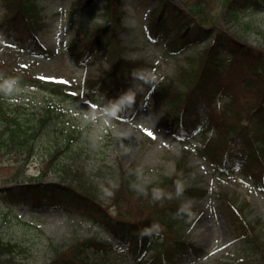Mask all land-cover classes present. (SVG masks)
<instances>
[{
  "label": "trees",
  "instance_id": "trees-1",
  "mask_svg": "<svg viewBox=\"0 0 264 264\" xmlns=\"http://www.w3.org/2000/svg\"><path fill=\"white\" fill-rule=\"evenodd\" d=\"M182 1L192 16L177 4L170 3L169 6L166 2H162L164 7L157 6L153 11L152 28L167 39L170 53L183 50L211 34L214 39L208 48L187 57V63L178 71L179 85L164 80L158 83L152 94L150 87L144 85L143 90L136 93V104L130 109L138 111L157 96L168 114L167 126L177 137L185 140L188 135L212 131V136L198 150L201 155L218 164L220 157L228 152L231 163L227 166L254 170L257 167L263 173L264 48L242 42L226 30H207L204 25L212 21L217 6L237 15L247 5L264 6V0ZM4 3L8 13L3 24L9 34L17 37L22 46L32 52L47 54L49 50L38 38V32L44 26L42 5L36 0H4ZM120 4L118 0L104 6L107 19L114 20L111 26L97 23L82 33L79 43L71 46L79 64H87L90 56L109 47L110 66L103 67L104 72L98 78L91 77L86 81L91 96L105 91L111 99L119 97L133 86V71L146 70L147 67L142 59L131 61L125 58L126 47L120 36L125 29L120 22ZM22 17L27 31L17 25ZM196 19L200 22L197 23ZM107 31L117 35L118 46L105 36ZM34 83L52 92L60 91L61 87L39 79H35ZM99 98L97 102L102 103ZM6 107H9L7 101L0 94V118L4 124L3 128L0 127V154H24L27 161L35 154V140L43 137V129L49 124L53 114L52 103H48L45 114L31 125L23 122L16 111ZM73 139L72 133L68 132L62 142L56 143L39 172V178L30 176L21 179L15 185L1 188L0 193L12 198L11 201L24 198L37 203L54 199L69 206L75 205L83 210L82 213L89 212L93 221L102 224L116 238L129 243L136 264H150L144 259L150 250H153L150 259L159 264H179L185 253L199 251L182 232V223L194 221L197 210L189 207L188 212L176 215L184 205L175 199L177 182L182 193L196 196L204 192L190 180L187 156L178 161L175 172L159 173L148 181L120 167L115 185H110L99 183L85 169L68 164L66 160L72 157L75 150ZM24 164L16 170V175L23 172ZM49 172L58 174L59 181H44ZM251 173L256 177L254 171ZM153 189L161 191V199H153ZM105 191L111 195H105ZM219 196L221 204L231 212L235 233L248 249L247 257L250 258L242 264H264V226L247 217L246 208L235 195L221 191ZM110 204L117 208L116 214L108 210ZM153 224L159 226L160 234L142 235V231ZM23 248V243L11 238L6 240L0 234V264H22L23 257L17 253L26 257ZM109 248L110 243L95 236L76 239L56 248L48 264H105L102 254Z\"/></svg>",
  "mask_w": 264,
  "mask_h": 264
},
{
  "label": "rangeland",
  "instance_id": "rangeland-1",
  "mask_svg": "<svg viewBox=\"0 0 264 264\" xmlns=\"http://www.w3.org/2000/svg\"><path fill=\"white\" fill-rule=\"evenodd\" d=\"M44 1L49 3L45 8L47 26L40 36L44 44L52 49L53 55L32 62V55L27 50H18L14 44L4 41L7 37L1 30L0 74L6 76L5 78L16 77L19 80L20 91L12 98H7L15 103L14 110L18 111L17 108L21 107L19 115L23 121L32 123L45 114L46 103L51 101L49 98L53 101L55 114L43 131V137L35 140V154L27 161L24 154L13 156L8 153L0 154V186L2 183H17L30 176L39 178V171L46 163L50 152L56 143L63 141L68 130L75 132L72 143L75 150L72 157L66 161L73 168L87 170L99 183L115 185L120 166L129 169L143 180H149L157 173L174 171L176 162L183 153V146L166 128L168 116L156 98L139 113L126 117L122 115L121 120L113 121L112 127L103 132L97 131L92 124L82 120L83 112L89 110V103L95 104L82 94L84 80L89 73L97 75L98 62L104 61L98 59L92 65L79 68L67 51V43L75 38L76 29H85L92 25L94 20L102 18L98 13L102 0H94L91 10L84 7L76 13L71 12L74 0ZM130 1L132 0H125V6L128 7L126 23L129 28L124 33V43L128 46L130 60L143 57L153 63L151 72L156 75L158 81L166 79L174 82L175 72L180 64H184L186 54L193 53L202 46L197 45L187 52L171 55L164 49L162 42L154 41L147 33L148 12L157 1L133 0L136 7L135 15L129 10ZM4 10L0 0V22ZM262 12L263 8L260 7L258 10L244 8L234 18H229L227 10L226 16L218 19L215 25L219 24L230 33L259 46L263 42L260 32L264 31ZM38 76L66 82V89L73 95L71 97L51 95L40 90L30 82ZM73 112H79L80 117L74 116ZM146 131H151L154 138L147 135ZM191 141L192 145H199L198 140ZM190 149H194V146ZM23 162H25L23 172L16 175V170ZM191 166L194 182L206 187L211 193L201 198L179 196L184 203L202 210L198 221L187 230V235L204 250L200 260L186 257L182 264H214L216 261L234 264L243 258L245 249L233 235L228 214L219 207V201L213 191L218 189L231 191L240 200L248 202L252 216L264 218V183L263 186L253 185L251 179L238 171L228 177L219 178L208 162L198 156L192 157ZM59 179V175L54 172H49L44 177V181L48 182ZM10 208L13 210L4 217L3 214ZM108 210L115 214L118 212L112 204ZM81 211L83 210L75 206L67 209L64 203L57 200H42L33 204L23 201L14 204L0 195V226L3 237L24 239L25 246L31 249L28 253L30 258L25 259V264H45L53 250L63 247L67 240L90 236L93 233L98 234L100 238L112 237L105 230H99L96 222L91 225L90 219ZM28 212L30 214H27ZM30 218H33L32 223L29 222ZM21 225H31V228L25 230L26 226L23 228ZM36 225L42 227L44 233L37 231ZM114 243L122 246L108 253V263L128 264L131 257L125 248L126 244L119 241ZM236 258L237 260L233 261Z\"/></svg>",
  "mask_w": 264,
  "mask_h": 264
},
{
  "label": "clouds",
  "instance_id": "clouds-1",
  "mask_svg": "<svg viewBox=\"0 0 264 264\" xmlns=\"http://www.w3.org/2000/svg\"><path fill=\"white\" fill-rule=\"evenodd\" d=\"M132 79L133 86L123 92L119 97L107 100L102 106L89 103V110L83 112L82 120L86 123L92 124L97 131L103 132L105 129L112 127L113 121L121 120L122 113L136 104V93L142 91L144 85L150 87L152 94L159 83L156 75L147 70H134L132 73ZM19 91V80L16 77L4 78L0 76V94L12 98L14 94ZM73 115L80 117L79 112H73ZM176 188L177 195H182L179 182H177ZM105 195H111V193L105 191ZM152 195L155 200H159L162 197V193L159 189H153ZM188 211L189 206L188 204H185L181 206L176 215L178 216L180 213ZM152 234H160V228L158 225L153 224L150 228H146L142 231V235L150 236Z\"/></svg>",
  "mask_w": 264,
  "mask_h": 264
},
{
  "label": "snow or ice",
  "instance_id": "snow-or-ice-1",
  "mask_svg": "<svg viewBox=\"0 0 264 264\" xmlns=\"http://www.w3.org/2000/svg\"><path fill=\"white\" fill-rule=\"evenodd\" d=\"M41 79H45V77H41ZM146 134L149 135L150 137L154 138V135H153V133L151 131H146Z\"/></svg>",
  "mask_w": 264,
  "mask_h": 264
}]
</instances>
